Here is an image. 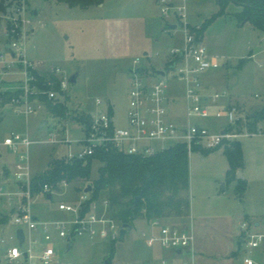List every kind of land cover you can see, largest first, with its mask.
Masks as SVG:
<instances>
[{"label": "rangeland", "instance_id": "obj_1", "mask_svg": "<svg viewBox=\"0 0 264 264\" xmlns=\"http://www.w3.org/2000/svg\"><path fill=\"white\" fill-rule=\"evenodd\" d=\"M103 2L86 9L70 8L53 0L0 2L3 8L0 11V50L8 46L3 38L5 24L15 14H24L32 22L25 42L27 58L35 64L62 69L68 84L66 100L71 115L80 112L98 116L108 109L114 126L124 128L127 124L128 91L132 79L130 71L134 68L135 59H140L137 66H141L146 72L153 71L160 66L163 55L183 43L182 29L185 26L176 16L177 10L181 9L182 15L186 16L189 30H197L205 20L217 13L219 4L224 0ZM8 8L10 11L7 12ZM164 9L169 16L167 18L161 14ZM35 11L38 12L37 15H34ZM239 11L237 4L227 3L225 14L218 17L205 30L204 38L202 36L200 39L208 54L221 64L219 70L206 74L207 79L218 81V92L225 90L228 95V89L233 92L237 101L229 100V103L240 106L244 112L242 118L246 120L248 115L264 105V34L251 29L248 24L239 26L235 14ZM170 25L177 27L169 29ZM224 65L227 67L224 68ZM74 74H77L75 83H68ZM155 80H158L157 76L149 77V81ZM167 97L178 100L176 106L169 108V113L173 116L177 113L180 115L183 97L179 84L168 81ZM97 101L101 104L97 105ZM197 122L214 133L220 131L226 123L224 119L216 120L211 117ZM54 123L56 121H53L46 110L24 117L0 106V143L12 133L28 135L34 142L27 152L31 176L45 172L52 158H60L70 151L75 152L84 147L81 142L76 146L73 144L83 137L78 123L66 126V136L71 144H48L46 141L53 132ZM256 126V129H251L242 120L237 126L227 128L231 134L245 131L249 135L258 133L237 139L244 152V168L241 171L246 188L243 195L235 192L237 176L236 181L225 180L228 163L221 150L209 152L194 149L188 156L189 216L162 221L193 232L194 264H242L245 255L264 262V251L246 249L240 244L239 238L243 222L258 221L264 229V120L259 121ZM15 159L10 150L0 145V171L8 169L9 179ZM98 167L99 164L93 162L92 180L97 176ZM85 185L82 182L67 186L61 184L58 191L50 193V200L39 193L34 194L31 207L33 214L43 221L67 219L70 215L60 213L58 205H78L79 195ZM7 188L9 189L5 185L6 190ZM98 196L94 201L90 199L87 202L88 210L108 215L103 204L107 198L106 193L100 192ZM10 220L5 209H0V223L3 222L0 224V264H10L5 254L17 244L14 239L15 227L10 225ZM141 220L143 219H136L122 239L120 237L123 233L111 239H89L83 236L66 242V239H59L52 232L51 244L55 250L52 264H105L110 254V264H144L150 262L151 258L156 259L154 261L163 259L168 264L191 261L190 255L185 254V251L175 256L170 249L157 246L149 248L140 237L146 224ZM34 237L38 239V243L33 245V254L38 256L45 247L44 241L40 234ZM112 241L114 246L111 252ZM68 244L73 245L70 250L67 249ZM33 261L37 262L35 258ZM12 264L29 263L18 260Z\"/></svg>", "mask_w": 264, "mask_h": 264}, {"label": "built area", "instance_id": "obj_2", "mask_svg": "<svg viewBox=\"0 0 264 264\" xmlns=\"http://www.w3.org/2000/svg\"><path fill=\"white\" fill-rule=\"evenodd\" d=\"M166 9L161 10L163 17H169ZM176 16L184 24L183 43L180 47L170 49L161 57L159 67L153 71H145L137 66L140 59L133 62L135 70L140 68L139 75L132 73L131 86L128 91L127 124L124 128L115 127L112 115L107 109L98 116H91L88 126L69 119H53V132L46 142L48 144H71L66 136V126L69 123L80 124L83 137L73 144L83 143L75 152L65 155L68 161L84 159L93 156L97 151L109 153L115 151L119 154L143 158L156 156L175 144L186 146L188 153L194 149L204 151L222 150L224 143L237 141L241 136L249 135L247 131L237 134L228 132V127L237 126L243 120V111L240 106H234L228 101L230 95L225 90L220 92L209 90L202 84L201 77L207 71L219 70L221 64L215 57L208 54L207 48L200 38H197L187 27L186 16L182 10H177ZM15 14L5 24L3 38L7 48L0 50V106L19 116L36 114L46 110V102L38 98L45 96L46 101L53 105L68 103L66 91L68 84L61 68L35 64L27 58L25 42L31 21ZM183 19V21L181 20ZM177 27V25H176ZM32 31V30H31ZM42 70L52 76L54 80L47 79L46 88L40 89L37 85V74ZM161 71L163 75L155 72ZM11 76V78H10ZM150 76H157L155 82L149 81ZM168 81H174L182 86V112L169 113V108L176 106L178 100L167 97ZM225 100L224 102H222ZM97 105L101 102L97 101ZM225 120V126L218 132H210L208 128L200 125L197 120L207 118ZM69 120L65 123L64 121ZM34 142L28 135L12 133L0 143L16 157L12 162L11 179L9 170L0 172V209H5L11 217L10 225L15 227L16 245L7 250L5 258L12 264L23 260L29 264H52L55 250L51 242L55 232L59 239L66 242L74 238L86 236L89 239L116 238L120 234V225L108 215H100L90 210L83 212V205L90 200L89 194L80 193L78 205L68 203L59 204L57 210L67 213V219L56 221H43L33 214L32 204L34 194L30 190L31 167L28 162V148ZM70 147V146H69ZM24 150L25 152H21ZM67 186L66 182L61 183ZM5 185L9 187L5 189ZM45 185L39 193L46 196L49 192ZM104 206L107 210L106 200ZM148 229L141 232L140 237L149 247H162L170 249L174 255L179 256L185 251L191 261L181 264H194V235L188 228L173 226L162 220L147 221ZM17 229L23 232V243L18 244ZM40 234L44 241V249L38 256L33 254V245L38 243L34 235ZM239 238L242 245L250 251H257L264 247V229L255 223L243 222L239 229ZM26 247V250H25ZM26 256V258L24 257ZM36 261H33V259ZM144 264H168L165 260L152 261ZM242 264H260L252 257L245 255Z\"/></svg>", "mask_w": 264, "mask_h": 264}, {"label": "trees", "instance_id": "obj_3", "mask_svg": "<svg viewBox=\"0 0 264 264\" xmlns=\"http://www.w3.org/2000/svg\"><path fill=\"white\" fill-rule=\"evenodd\" d=\"M7 1L0 0L1 3ZM53 1L66 4L70 8L80 7L82 9L104 3V0ZM227 3H235L240 7V11L235 13L239 26L248 24L251 29L264 34V0H224L219 4L217 13L205 20L197 30L191 29L190 32L202 39L205 30L218 17L225 14ZM1 10L3 8L0 5ZM241 65L240 63L239 66ZM37 77V85L40 89L46 88L44 83L47 79L54 80L52 76L43 71L39 72ZM38 99L46 102V112L53 119H72L86 126L90 124L91 116L89 115L80 112L71 115L66 104L53 105L46 101L45 96ZM262 120H264V105L246 117V126L256 129L257 123ZM224 144L221 151L228 163L224 176L226 182H233L236 181L237 173L244 168L242 146L237 141ZM188 156L187 148L183 144H175L151 158L123 155L115 151H109V153L97 151L91 157L71 161L61 156L52 158L45 172L32 176L30 190L33 194H38L45 185H48L50 190L47 194H50L52 191H58L62 182L67 184L82 182L86 184L84 188L91 187L89 196L92 201L99 197L100 192H105L107 212L110 218L120 225V234L123 233L120 239H122L136 219L159 221L189 216ZM93 162L99 164L94 180L91 179ZM245 188L244 179L237 180L235 192L243 195ZM138 198L139 200L135 203ZM87 210L88 204L86 203L83 212ZM2 223L1 221L0 224ZM111 244L112 252L114 241ZM107 260L110 264L111 254Z\"/></svg>", "mask_w": 264, "mask_h": 264}, {"label": "crops", "instance_id": "obj_4", "mask_svg": "<svg viewBox=\"0 0 264 264\" xmlns=\"http://www.w3.org/2000/svg\"><path fill=\"white\" fill-rule=\"evenodd\" d=\"M244 26V25H243ZM203 38H204V35H203ZM224 68H226L227 67V65H224L223 66ZM212 71V70H211ZM208 72H210V71H207V72H205L204 74H203V76L201 77V80H202V84H203V86H205V88H207V89H209V90H216L217 89V86H218V81L216 80V81H214V80H209V79H207V76H206V74L208 73ZM177 83V82H176ZM177 84H179V83H177ZM179 86H180V88H181V95L183 94V90H182V86H181V84H179ZM227 89V88H226ZM229 90V95H231L230 97H231V99H230V101H237L236 100V96L233 94V92L230 90V89H228ZM217 91V90H216ZM172 98H175V97H172ZM176 100H177V98H175ZM229 102V101H228ZM182 112V111H181ZM181 112H180V114H181ZM178 114V113H177ZM86 115H88V114H86ZM90 116V115H89ZM241 146H242V144H241ZM242 152H243V148H242ZM243 159H244V152H243ZM239 173H240V171H239ZM238 174V173H237ZM240 175L242 176L241 178L242 179H244V176L242 175V171H241V173H240ZM142 221V223H146L145 224V229L144 230H146V229H148V227H147V221L145 220V219H143V220H141ZM252 223H255V225H260L261 227H262V225H261V223L260 222H258V221H256V222H252ZM146 244V243H145ZM240 244H241V241H240ZM72 247H73V245H72ZM149 247V246H148ZM154 247H156V246H154ZM154 247H149V248H154ZM258 250H260L261 252L262 251H264V247L263 248H261V249H258ZM154 260H156V259H153V258H151L150 259V262H152V261H154ZM257 262L258 263H260V264H264V262H262L261 260H259V259H257Z\"/></svg>", "mask_w": 264, "mask_h": 264}, {"label": "water", "instance_id": "obj_5", "mask_svg": "<svg viewBox=\"0 0 264 264\" xmlns=\"http://www.w3.org/2000/svg\"><path fill=\"white\" fill-rule=\"evenodd\" d=\"M8 11H10V8L7 9V12H8ZM37 14H38V12L35 11V12H34V15H37ZM170 28H171V29H175V28H176V25H170L169 29H170ZM140 71H141V69H140V68H137V69H135V70H131L130 73H131V74H132V73H135L136 75H139ZM155 73H156L157 75H163V72H161V71H156ZM76 77H77V74H74V76H72V77L68 80V83H70V84L75 83ZM239 178H241V175H240V173L238 172V174H237V179L239 180ZM90 192H91V187H90V186H87V187L84 188V190H83V193H85V194H89ZM45 198H47V199H49V200L52 199L51 194H47ZM138 200H139V198L136 199L135 203H136ZM124 228L126 229V227H124ZM16 231H17V241H18V244L21 245V244L23 243V240H24V238H23V232H22L20 229H17ZM71 248H72V245H71V244H68L67 249L70 250ZM24 257L26 258V256H24ZM105 264H109L108 260L105 262Z\"/></svg>", "mask_w": 264, "mask_h": 264}]
</instances>
